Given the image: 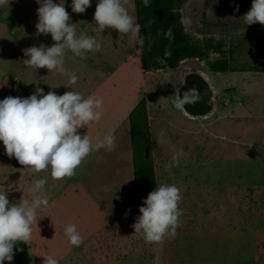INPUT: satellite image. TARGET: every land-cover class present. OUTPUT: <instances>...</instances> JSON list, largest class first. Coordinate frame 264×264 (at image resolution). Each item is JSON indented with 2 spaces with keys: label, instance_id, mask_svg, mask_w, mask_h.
I'll use <instances>...</instances> for the list:
<instances>
[{
  "label": "rangeland",
  "instance_id": "374dc122",
  "mask_svg": "<svg viewBox=\"0 0 264 264\" xmlns=\"http://www.w3.org/2000/svg\"><path fill=\"white\" fill-rule=\"evenodd\" d=\"M38 2L42 4L43 0ZM38 2L10 0L8 6H0V100L8 96L27 98L37 86L42 88V69L22 63L27 58L24 49L43 46V34L37 36L35 27ZM249 9L248 0H176L172 13L188 39L222 57L233 55V68H264V31L244 23L242 16ZM212 40L222 47L212 46ZM133 49L131 41L130 51ZM237 54L242 55L243 63L234 60ZM211 61L202 66V61L190 59L173 70L149 73L144 81L139 72L130 80L131 101L147 90L140 112L135 111L131 132L136 168L139 173L151 174L152 136L161 143L164 153H192V171L174 185L187 193L201 188L206 191L205 216L219 221L213 226L257 232L259 254L254 264H264V82L251 92L238 76L224 74L217 78V109L206 118L181 116L173 103L184 74L192 69L208 72ZM19 72L23 86L16 90L4 78ZM231 84L238 86L242 94L236 101L229 95L232 90L228 94L223 91ZM147 102L151 114L161 118L154 120L152 135L144 112ZM40 178H45L42 172L29 173L14 157L9 158L0 142V192L7 193L10 203L18 204L21 198L31 201L29 189ZM51 194L54 192L47 193ZM76 202L74 206L51 203L38 210L31 248L24 254L14 251L13 260L4 264H43L45 255L53 256L58 264H166L163 242L149 244L142 236L133 235L132 225L140 215V207L131 211L128 223L95 224L91 207L83 199ZM68 224H74L83 238L79 247L68 242L64 231Z\"/></svg>",
  "mask_w": 264,
  "mask_h": 264
},
{
  "label": "crops",
  "instance_id": "0c3cea01",
  "mask_svg": "<svg viewBox=\"0 0 264 264\" xmlns=\"http://www.w3.org/2000/svg\"><path fill=\"white\" fill-rule=\"evenodd\" d=\"M54 2L64 3L66 10L71 12V22L76 23L78 36L80 34L95 36L102 44V48L98 52L87 53L86 58L74 57L71 52L66 53L64 66L69 72H74L77 75L78 81L75 85L66 87L67 77L42 69L41 86L45 94L54 91L58 95H62L66 91H76L84 98L94 96L102 99V107L97 109L102 112L100 121L91 122L78 131L81 135H88L93 146L104 140L106 136L114 135L116 146L113 150L105 148L96 150L93 147V151L83 160L72 177L53 180L50 170L43 171L42 174L47 180L45 185L47 189L43 193L47 195L49 192H54L50 196L47 195L49 204L64 202L74 206L77 203L76 200L83 199L92 209L91 215L95 224L128 223L131 211L140 207L136 183L135 148L131 134L133 118L135 111L136 113L140 112V104L147 96L145 89L142 96L138 94L137 98L131 101L133 95L128 90L130 80L133 77L136 78L137 72L144 81L145 76L149 73L173 69L145 70L143 44L138 43L142 39L141 33L134 37L131 33L119 34L113 29H106L103 33L95 32L94 29L97 25H95L93 16L98 0H91V6L83 14L72 12V0H54ZM131 3L135 7L128 9L129 14L135 18L136 23H139L136 0H131ZM257 29L264 31L262 28ZM131 41L134 44L133 52L130 51ZM189 41L197 48V52L192 58L183 61L197 59L202 61L201 64L204 66L207 60H212L208 72L199 69L192 70L202 72L210 81L215 91V97L220 94L216 79L224 74L238 76L251 92L253 87L264 82V68H233V55L222 57L219 52H210L209 49H204L194 43L192 39ZM211 42L214 47L217 46L219 49L222 47L219 41L212 40ZM42 43L43 46L50 47L54 41L48 34L43 35ZM254 55V51L251 50V56ZM211 56H216V58L212 59ZM241 59V54H237L234 58L238 63H243ZM20 78L21 72L16 73L12 78L6 76L4 79L7 83L12 82L14 89L17 90L23 86L20 83ZM230 90L232 92L229 95L234 101L241 97L240 88L235 84H231L223 91L228 94ZM151 111L150 103L147 102V111L144 112L148 114L147 123L151 127L152 135L154 120L161 118L153 116ZM179 113L181 116H186L183 110ZM150 145L153 158L151 190L161 184H174L179 178L190 174L194 165L192 153H164L160 150L161 143L156 142L154 136L151 138ZM180 194L182 199L179 202V208L186 211L182 210L181 223L176 229L175 237H165L163 240L166 264L255 263L259 254L257 232L244 228L213 226L219 221L205 216L204 207L208 201L204 200L206 191L202 188L188 193L182 190ZM206 197L208 198L207 194ZM191 199L194 201L190 203ZM194 202L198 204L196 208ZM190 207H192L191 215L189 214ZM30 248L29 242L25 252L17 253L15 249L14 251L17 254H24Z\"/></svg>",
  "mask_w": 264,
  "mask_h": 264
},
{
  "label": "clouds",
  "instance_id": "9594fccd",
  "mask_svg": "<svg viewBox=\"0 0 264 264\" xmlns=\"http://www.w3.org/2000/svg\"><path fill=\"white\" fill-rule=\"evenodd\" d=\"M148 3L149 0H144L146 7ZM9 4L10 0H0V6ZM39 4L36 35L50 34L54 43L50 47L33 45L24 49L27 58L22 63L67 77L65 86L71 87L77 83L78 77L65 68L66 53L86 58L87 53L100 51L102 44L95 36L77 35V25L71 22L64 3L43 0ZM90 6L91 0H72L71 10L83 14ZM134 7L131 0H98L93 16L97 25L94 31L103 33L106 29H113L119 34L137 36L141 25L128 11ZM236 11H239L238 7ZM242 17L248 26H264V0H252L250 9ZM165 36L172 37L171 29ZM138 43L142 45L143 40ZM170 55V51L165 52V56ZM200 99L198 91L187 90L173 103L177 109L183 110L185 104H194ZM102 104V99L84 98L76 91H66L62 95L54 91L45 94L39 86L27 98L8 96L0 100V142L6 155L14 157L29 173L50 170L53 180L72 177L93 147L113 150L116 146L114 135L106 136L93 146L90 137L78 131L91 122L100 121L102 112L97 109ZM46 183L45 178L36 179L29 189L31 201L21 198L18 204L10 203L7 193L0 192V264L13 260L18 242L28 244L32 240V226L37 222L38 210L49 204L48 196L42 192ZM181 199L180 190L174 184H161L155 188L139 208L140 215L132 225L133 235L142 236L149 244L161 243L165 237L174 238L183 215L179 208ZM64 231L70 245L79 247L83 243L74 224H68ZM43 264H58V260L45 255Z\"/></svg>",
  "mask_w": 264,
  "mask_h": 264
},
{
  "label": "trees",
  "instance_id": "16d2710c",
  "mask_svg": "<svg viewBox=\"0 0 264 264\" xmlns=\"http://www.w3.org/2000/svg\"><path fill=\"white\" fill-rule=\"evenodd\" d=\"M176 0H149L148 6L144 5V0H136L139 24L141 25V37L143 40L144 68L146 71H156L159 69H171L181 61L192 58L197 52L179 23L172 13V6ZM252 0H248L250 8ZM256 28L264 29L260 24L252 25ZM171 29L172 37L168 38L165 33ZM170 51V56H165V52ZM163 61V62H161ZM136 173L137 193L139 206H143V201L150 189L153 173ZM17 253H23L28 249V244L19 243L15 246Z\"/></svg>",
  "mask_w": 264,
  "mask_h": 264
},
{
  "label": "water",
  "instance_id": "95a60500",
  "mask_svg": "<svg viewBox=\"0 0 264 264\" xmlns=\"http://www.w3.org/2000/svg\"><path fill=\"white\" fill-rule=\"evenodd\" d=\"M187 90H196L201 97L197 103L184 105L183 112L187 116L200 119L214 112L216 108L215 91L202 72L192 70L184 75L177 89V99Z\"/></svg>",
  "mask_w": 264,
  "mask_h": 264
}]
</instances>
